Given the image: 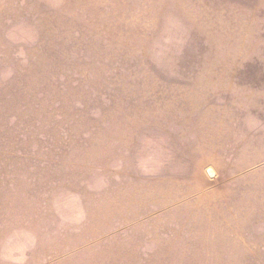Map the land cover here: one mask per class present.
Segmentation results:
<instances>
[{
	"label": "rangeland",
	"instance_id": "rangeland-1",
	"mask_svg": "<svg viewBox=\"0 0 264 264\" xmlns=\"http://www.w3.org/2000/svg\"><path fill=\"white\" fill-rule=\"evenodd\" d=\"M0 264H264V0H0Z\"/></svg>",
	"mask_w": 264,
	"mask_h": 264
}]
</instances>
